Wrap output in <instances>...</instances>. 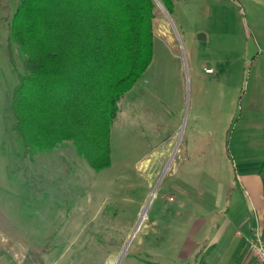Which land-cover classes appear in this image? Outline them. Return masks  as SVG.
<instances>
[{
  "label": "rangeland",
  "instance_id": "1",
  "mask_svg": "<svg viewBox=\"0 0 264 264\" xmlns=\"http://www.w3.org/2000/svg\"><path fill=\"white\" fill-rule=\"evenodd\" d=\"M248 2L241 42L192 51L169 15L172 38L154 37L117 102L99 171L69 142L17 154L11 97L23 69L0 20V264H257L235 217L254 204L237 164L264 157V0Z\"/></svg>",
  "mask_w": 264,
  "mask_h": 264
},
{
  "label": "trees",
  "instance_id": "2",
  "mask_svg": "<svg viewBox=\"0 0 264 264\" xmlns=\"http://www.w3.org/2000/svg\"><path fill=\"white\" fill-rule=\"evenodd\" d=\"M8 42L23 73L11 97L17 153L69 142L94 171L110 163L117 102L152 58L154 0H16ZM168 14L172 0H158ZM257 175L264 200V157ZM260 236L264 241V213Z\"/></svg>",
  "mask_w": 264,
  "mask_h": 264
},
{
  "label": "crops",
  "instance_id": "3",
  "mask_svg": "<svg viewBox=\"0 0 264 264\" xmlns=\"http://www.w3.org/2000/svg\"><path fill=\"white\" fill-rule=\"evenodd\" d=\"M248 1L249 0H172L171 14H168L162 5L163 9L158 5L159 10L156 11L152 21L153 39L155 36L162 38L166 37L168 40L172 38V29L169 22V15H171L174 17L175 23H177L181 33L187 37L186 43L191 51L197 43H201V47L205 48L214 40H220L221 42L229 41L231 43L241 42L242 38L239 29V25L241 26L240 13L242 10L245 11V8H250ZM13 2L16 1L0 0V20L7 21L10 19ZM183 20L188 22V26L184 25L182 22ZM233 54L235 55V53ZM235 57L241 58L242 53L240 52L235 55ZM206 68L212 70L211 73L206 72L207 74L214 73L212 68ZM247 110H249V108ZM239 114V118H241L242 111H240ZM237 165L240 170H237L238 173L236 171L234 172V182L237 185H241L243 190L252 195L254 203L251 204L247 201V213L241 214L237 212L235 216L239 218L242 225L245 226V237L243 238L245 243L246 236L249 235L256 223L261 221L264 213V211L259 212V209L261 210L262 207L260 206V202L263 200L262 192H260L261 183L257 175L260 162L242 160ZM229 203H231V201H229ZM222 215L225 216L223 220L225 225L223 230H225L229 225L230 218L228 217L227 210H225ZM220 233L221 232H219V234ZM198 247H200V244L195 243L193 250Z\"/></svg>",
  "mask_w": 264,
  "mask_h": 264
},
{
  "label": "built area",
  "instance_id": "4",
  "mask_svg": "<svg viewBox=\"0 0 264 264\" xmlns=\"http://www.w3.org/2000/svg\"><path fill=\"white\" fill-rule=\"evenodd\" d=\"M205 72L211 73V69H205ZM260 223H256L255 227L251 230L245 238V246L249 253L255 258L257 264H264V241L260 236ZM239 235V232H237Z\"/></svg>",
  "mask_w": 264,
  "mask_h": 264
},
{
  "label": "water",
  "instance_id": "5",
  "mask_svg": "<svg viewBox=\"0 0 264 264\" xmlns=\"http://www.w3.org/2000/svg\"><path fill=\"white\" fill-rule=\"evenodd\" d=\"M154 1H155V3H157V5H159L162 8V6H161V4H160V2L158 0H154Z\"/></svg>",
  "mask_w": 264,
  "mask_h": 264
}]
</instances>
